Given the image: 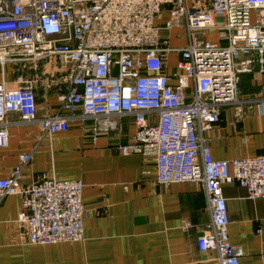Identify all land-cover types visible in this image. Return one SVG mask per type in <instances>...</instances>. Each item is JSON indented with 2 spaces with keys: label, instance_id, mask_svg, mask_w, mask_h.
Segmentation results:
<instances>
[{
  "label": "built area",
  "instance_id": "obj_1",
  "mask_svg": "<svg viewBox=\"0 0 264 264\" xmlns=\"http://www.w3.org/2000/svg\"><path fill=\"white\" fill-rule=\"evenodd\" d=\"M256 9L264 10V0H0L2 68L55 56L69 72L59 112L46 117L37 114L31 84L8 89L0 82V147L9 144L14 112L48 134L67 131L72 119H93L99 134L116 127L115 118L133 116L137 131L119 151L153 158L160 184L203 183L211 223L198 247L215 251L219 264H240L244 250L230 241L222 185L237 182L248 198H264V155L216 160L201 134L213 129L223 106L239 100L240 76L255 57L264 61V20L252 21ZM177 28L185 29V47L170 45ZM211 30L227 43L208 40ZM172 52L180 55L174 86L164 73ZM30 158L21 155L0 179V202L21 196L18 219L32 244L83 240V181L42 178L23 186Z\"/></svg>",
  "mask_w": 264,
  "mask_h": 264
},
{
  "label": "crops",
  "instance_id": "obj_2",
  "mask_svg": "<svg viewBox=\"0 0 264 264\" xmlns=\"http://www.w3.org/2000/svg\"><path fill=\"white\" fill-rule=\"evenodd\" d=\"M251 17L253 22L264 20V10H253ZM169 35L172 48L188 44L184 28ZM204 36L213 43H227L217 30ZM179 57L170 53L164 70L173 86ZM240 79L239 100L223 106L213 129L201 134L216 160L264 155V61L256 56L252 70ZM0 82L8 89L31 84L37 114L46 117L59 112L69 72L63 60L53 56L36 64H8L4 69L0 65ZM149 119L157 122L155 117ZM8 121L13 123L8 146L0 147V179L8 177L21 155L28 153L23 186L42 178L82 180L85 237L77 242H28L18 219L22 198L9 195L0 202V264H219L215 251L198 247L211 223L204 184H160L153 158L119 151L118 146L130 142L137 131L133 116L115 118L116 127L99 134H94L93 119H72L67 131L54 134L38 124L20 122L15 112ZM222 190L230 241L244 250L240 264H264V198H248L246 188L237 182L224 183Z\"/></svg>",
  "mask_w": 264,
  "mask_h": 264
},
{
  "label": "rangeland",
  "instance_id": "obj_3",
  "mask_svg": "<svg viewBox=\"0 0 264 264\" xmlns=\"http://www.w3.org/2000/svg\"><path fill=\"white\" fill-rule=\"evenodd\" d=\"M211 35H212V34H211ZM211 35H210V36H211ZM209 38H211V37H209Z\"/></svg>",
  "mask_w": 264,
  "mask_h": 264
},
{
  "label": "bare ground",
  "instance_id": "obj_4",
  "mask_svg": "<svg viewBox=\"0 0 264 264\" xmlns=\"http://www.w3.org/2000/svg\"><path fill=\"white\" fill-rule=\"evenodd\" d=\"M66 92V91H65Z\"/></svg>",
  "mask_w": 264,
  "mask_h": 264
}]
</instances>
